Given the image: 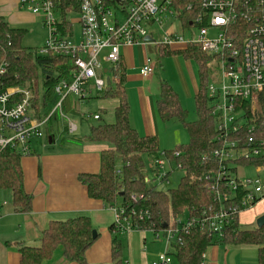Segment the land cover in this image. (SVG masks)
I'll return each mask as SVG.
<instances>
[{
  "label": "built area",
  "instance_id": "1",
  "mask_svg": "<svg viewBox=\"0 0 264 264\" xmlns=\"http://www.w3.org/2000/svg\"><path fill=\"white\" fill-rule=\"evenodd\" d=\"M17 1L21 9L33 15L41 13L43 26L49 32L43 47L34 54L67 58L71 63L64 76L55 80L52 91L57 101L46 112L43 96L40 100L38 92L33 94L2 83L6 66L0 65V155L10 151L26 157L34 148L46 149L49 121L55 116L59 122L67 119L62 112L67 97L84 103L99 98L107 89L122 88L118 76L121 47H152L155 52L175 46L196 47L217 63L220 72L218 78L211 74L213 85L207 88L219 143L213 152L218 167L203 177L205 188L219 206L173 221L161 232L164 251L152 264H171L170 246L178 242L179 232L196 229L222 239L235 217L264 197V165L252 166L254 177L240 175L239 170L244 172L245 167L238 166L242 161L264 159V138L260 135L264 119L256 116L264 106V0H81L77 40L72 38V32L62 31L60 17L53 18L56 13L51 0ZM154 25L164 29L158 41L149 32ZM145 38L150 41L145 42ZM103 51L106 53L102 56ZM102 63L108 64L109 69H102ZM154 69L155 62L146 56L139 74L149 78ZM60 71L61 68L53 78H58ZM89 118L96 121L99 116L82 114L80 121ZM66 127L68 135L77 131L76 123L69 121ZM155 164L160 172L149 168L143 182L167 184L170 169L165 170V160L161 158ZM130 199L137 204L141 197ZM6 206L0 194V214ZM126 209H112L113 234L155 231L148 209ZM158 234H154L155 238Z\"/></svg>",
  "mask_w": 264,
  "mask_h": 264
},
{
  "label": "trees",
  "instance_id": "2",
  "mask_svg": "<svg viewBox=\"0 0 264 264\" xmlns=\"http://www.w3.org/2000/svg\"><path fill=\"white\" fill-rule=\"evenodd\" d=\"M254 1V0H252ZM54 12L61 19L63 32H72L70 22L66 16H77L81 0H51ZM252 11V8H250ZM187 25V24H186ZM25 31L11 28L6 20L0 17V65L6 66V74L2 83L6 87L38 92L40 82L43 91V106L46 112L54 105L57 98L53 95L55 80L64 76L65 70L71 61L59 57H39L35 50H28L22 46ZM175 51L170 48L156 51L159 59L172 55H181L188 60H194L198 65L199 88L194 97L196 120L187 121V113L181 109L178 96L171 87L159 81L158 99L156 101V113L162 122L178 121L185 130L188 142L185 146L172 151L159 152L156 137L140 136L129 124V107L124 89H107L98 99L114 102L111 109H100L96 120L98 123L90 127L87 137L83 140L68 135L66 123L59 122L58 116L49 121L46 130V144L49 137L52 142L60 145L90 143L102 144L107 149L99 153V169L95 174H80L77 182L86 190L89 200L98 202L105 209L114 207L118 200L123 209L131 208L137 212L148 209L150 212V224L155 226L153 233H161L180 216L188 214L195 216L203 209L218 207L213 202L210 192L205 188L203 177L213 174L218 167V162L213 157V152L219 148L216 140V131L210 116V98L207 93L208 80L211 74L206 63L211 58L201 53L196 47H183ZM61 68L58 78L54 74ZM58 69V70H57ZM118 76L123 85L122 64L118 67ZM37 99L34 101L36 108ZM79 101L73 97H67L63 102V114L68 118L77 117L80 121ZM107 115V118L105 116ZM264 106L256 113L258 120H263ZM247 121L246 115L243 116ZM81 120L80 122H86ZM61 129L62 132H61ZM264 138V129L260 130ZM65 146V147H66ZM32 154H36L37 148ZM44 150V149H43ZM48 150V149H47ZM120 158V169L115 166V158ZM21 156L10 151H4L0 155V194L2 198L16 213H29L31 210L32 196L25 193L23 186V173L21 169ZM163 158L166 166L177 167L182 173L179 184L175 190L168 192L157 191L155 186H149L143 182V176L150 168L151 171L160 172L155 162ZM204 159V160H203ZM259 158L250 161L237 162L238 166L245 168L262 166ZM165 170H167L165 168ZM167 172V179L170 174ZM122 194V195H120ZM141 197L134 204L130 197ZM119 207V208H120ZM127 210V209H126ZM197 215V214H196ZM141 227V226H140ZM139 228V227H138ZM111 234L110 262L109 264H127L122 259V247L113 234V225L108 227ZM93 227L88 218L77 216L65 221H52L40 236L39 246L24 247L18 249L19 264H50L56 252L60 251L63 259L70 264H87L86 253L98 238L92 239ZM142 231V230H138ZM113 235V236H112ZM177 243H171L169 255L176 264H202V256L213 245H226L234 247H253L256 249V264H264V226L240 227L238 216L235 217L226 229L222 239H214L206 233L192 229L189 232H179ZM172 263V261H171Z\"/></svg>",
  "mask_w": 264,
  "mask_h": 264
},
{
  "label": "rangeland",
  "instance_id": "3",
  "mask_svg": "<svg viewBox=\"0 0 264 264\" xmlns=\"http://www.w3.org/2000/svg\"><path fill=\"white\" fill-rule=\"evenodd\" d=\"M0 16L6 19L8 25L13 29H21L26 33L22 39V46L28 50H38L43 47L49 32L43 26V16L41 13L38 15H33L30 12L21 9L18 5L17 0H0ZM71 24L72 38L74 40L78 39L79 36V23L78 17L66 16ZM54 19H58L59 16L54 14ZM163 28H159L154 25L149 29L152 33L154 40L158 41L163 36ZM124 50V49H122ZM121 50V52H123ZM106 51L102 52V56ZM148 56L152 61H156V57L151 48L145 47V50L136 49L134 51L133 58V69H128L126 71V82L123 84V89L127 97V103L129 106L130 114L129 121L130 126L138 134L143 133L142 124L140 121V115L136 109L135 102L140 95L147 98L153 105L158 96L159 81L167 83L172 90L177 94L180 106L183 110L187 112V121L194 122L196 120L194 114V88L199 82L198 75V65L194 60H188L183 58L181 55H172L159 60V65L156 67L152 78L150 80H142L139 78L138 70L142 66V61L144 56ZM126 62H128L127 54H124ZM207 68H209V73L213 74L217 78L219 77V69L216 62H207ZM102 69L108 70L109 65L106 63L101 64ZM208 85L212 86V81L208 80ZM218 87V84L215 85ZM38 97L41 100L43 96V87L41 83H38ZM103 103L100 100H89L84 103H80L79 114L82 115H93L99 113ZM107 108L105 110L106 114L108 112ZM155 110V106H154ZM155 113V112H154ZM109 114V112H108ZM107 114V115H108ZM107 115L105 118H107ZM76 123L77 131L73 133V136L83 140L87 137L89 129L95 126L98 122L89 118L86 122H80L77 117H70L66 119V124L68 122ZM153 124V134L157 138L159 152L162 154L166 151L175 150L178 147L185 146L188 142L187 134L182 128L178 121L162 122L157 113H155L152 123ZM141 136V134H140ZM52 139L48 140L50 146L49 151L42 154H63L66 152H84L80 144H68V146L60 145L58 142H52ZM84 141V140H83ZM66 146V147H65ZM64 147V148H63ZM60 152V153H58ZM120 158L117 156L115 158V166L120 169ZM21 169L23 173V182L26 184L34 183L37 177L40 175V164H36L34 159L21 158ZM170 169V174L167 179V184L158 185L152 182L149 186H155L157 191L168 192L169 190H175L179 184V180L182 177V173L177 167L171 165V167H166ZM240 175L246 177H254L255 173L253 168L248 167L243 170H239ZM264 175V172H262ZM121 206V201L118 200L114 207L119 208ZM9 205L5 208H8ZM251 208V207H250ZM249 209V208H247ZM246 209V210H247ZM108 210V209H107ZM111 210V209H109ZM113 212V211H112ZM98 220L94 219L100 225H94L91 221V226L93 230L99 235L100 240L107 237L109 222L112 223V214L110 212H105L98 215ZM184 217L180 216L175 220H182ZM239 224L243 228L255 227V222L252 225L244 226L245 215H239ZM113 236V235H112ZM128 235H116L117 241L120 242L122 247V259L127 264H152L159 255L164 251V241L162 234L159 233L157 238L150 231L139 232L133 231L129 234L131 239L127 240ZM101 242V241H100ZM238 248H253V247H234L226 245H213L210 246L204 253L202 264H239V262H249L254 264L253 259H255V251L253 249H247L245 251L239 250ZM245 252V253H244ZM247 256V258L244 257ZM57 255L53 257L55 260ZM86 258V256H85ZM87 262V261H86ZM88 264V263H87ZM171 264H176L174 259H172Z\"/></svg>",
  "mask_w": 264,
  "mask_h": 264
},
{
  "label": "crops",
  "instance_id": "4",
  "mask_svg": "<svg viewBox=\"0 0 264 264\" xmlns=\"http://www.w3.org/2000/svg\"><path fill=\"white\" fill-rule=\"evenodd\" d=\"M71 36H73L72 33ZM139 48L141 50H145L144 47H140V46L120 48V56H121V64H122V72H123V84L127 80L125 76L126 71L128 69L134 68L133 66L134 51ZM149 48L152 49L156 57V61H153L155 62V69H156V67L159 65L158 62L161 59L157 57V53L155 52L154 48L152 47ZM181 48L183 47L175 46L172 49L175 51H179L182 50ZM121 50L123 52H121ZM125 53L127 54L128 62H126L125 60L124 57ZM146 56H144V58ZM140 68L141 67H139V70ZM139 70H138V74H139ZM139 78L142 80H150L152 76L149 78H142L139 74ZM198 88H199V82L197 86L194 88V95H193L194 97L196 94H198ZM122 89H123V85H122ZM157 99L158 96L155 100V104L153 105V103H151L147 98L140 95L137 101L135 102V106L140 115V121L142 124L141 132L143 133H140L141 136L155 137L153 134V124L151 123L156 113V108L154 110V106L156 105ZM92 100H100L103 103L101 109H107V108L111 109L112 105L114 104V102L106 101L105 99L101 100L98 98H94ZM129 114H130V110H129ZM194 114H195V108H194ZM62 130L63 129H61V132ZM79 147H82V150L84 152L82 153L66 152L63 154H42L46 151H49L50 147H48L44 150L37 148L36 154H31L29 156L23 157V158L34 159L37 165L40 164V175L39 177H37V179L33 184L32 183L26 184L23 182L25 193L32 196L31 210L29 213L13 212L10 206L8 208L4 207L3 210H1L0 264H19L20 258L18 254V249L21 246L24 247L39 246L41 233L45 229H47L49 223L52 221H65L77 216H84L88 218L89 221H91L94 225H100L94 219L98 220L99 218L98 215L109 211L110 214H112L113 217L112 223H113L114 213L112 212V210L109 209L107 210L103 208L100 203L89 200L85 188H83L77 182V177L80 174H95L98 172L99 153L102 150L107 149V147L102 144H90L86 142L80 144ZM242 214L245 215L244 226L254 224L257 218L264 215V197L260 199L258 202H256L254 205H252L251 208L243 211ZM112 223L109 222L108 223L109 226L112 225ZM238 225L242 227V225L239 224V221H238ZM118 234L119 233H117L116 235ZM121 235H128L126 236L128 242L131 239V236H129V234H121ZM99 237L100 236L98 235L97 240L86 253V261L88 264H109L110 262V258H109L110 245L112 240L111 234L110 232H107L108 238H103L102 240H100ZM238 249L243 251L247 249H252L253 251L254 249L255 259H253V262L254 264H256L255 248H238ZM55 255H57L56 259L55 260L53 259V261L50 264H70L63 259L60 251L56 252ZM244 257L247 258V256L245 255ZM239 264H250V263L239 262Z\"/></svg>",
  "mask_w": 264,
  "mask_h": 264
},
{
  "label": "water",
  "instance_id": "5",
  "mask_svg": "<svg viewBox=\"0 0 264 264\" xmlns=\"http://www.w3.org/2000/svg\"><path fill=\"white\" fill-rule=\"evenodd\" d=\"M144 41H145V42H149L150 39H149V38H145ZM120 195H122V194H120ZM262 226H264V215L260 216V217L257 218L256 221H255V227H256L257 229L261 228ZM95 238H96V232L93 231V232H92V239H95Z\"/></svg>",
  "mask_w": 264,
  "mask_h": 264
}]
</instances>
